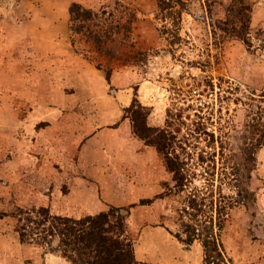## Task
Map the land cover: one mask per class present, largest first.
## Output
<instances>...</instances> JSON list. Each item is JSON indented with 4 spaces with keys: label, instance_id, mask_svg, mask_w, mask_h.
Listing matches in <instances>:
<instances>
[{
    "label": "rangeland",
    "instance_id": "1",
    "mask_svg": "<svg viewBox=\"0 0 264 264\" xmlns=\"http://www.w3.org/2000/svg\"><path fill=\"white\" fill-rule=\"evenodd\" d=\"M231 1L0 0V264H68L56 240L19 241L17 210L80 219L110 208L129 210L138 264H203L198 241L176 238L192 224L183 197H160L172 175L122 119L134 95L151 108L150 126L163 128L167 110L186 123L176 135L200 123L175 149L182 160L212 159L209 176L198 175L201 214L213 218L228 264H264V147L241 165L247 125L264 121V0H243L248 45L224 32ZM73 4L90 18L72 19ZM232 165L247 193L224 219Z\"/></svg>",
    "mask_w": 264,
    "mask_h": 264
},
{
    "label": "trees",
    "instance_id": "2",
    "mask_svg": "<svg viewBox=\"0 0 264 264\" xmlns=\"http://www.w3.org/2000/svg\"><path fill=\"white\" fill-rule=\"evenodd\" d=\"M249 12L250 7L243 0H232L226 6L223 24L224 32H234L236 38L245 45L249 44L247 39L250 22ZM70 15L74 20H88L90 18V13L76 4L71 6ZM235 23L238 25V30H234L232 27ZM229 25L231 26L230 31L228 30ZM259 98L260 103H264V92L260 93ZM151 111L150 107L141 105L134 95L129 107L123 109L122 119L128 120L131 135L137 141L141 142L144 147L151 148L158 153L166 169L172 175L173 186L164 185L167 191L160 197H167L169 194L174 197H183L185 209L182 212L190 211L188 218L192 224H182L183 237L178 235L176 236L177 240L186 247L193 244V241H198L202 246L203 264H228L220 250L219 242L215 238L216 234L213 232V218L209 216L206 218V215L201 214L206 208V194L202 195V198L198 196L199 187L197 183L201 182L198 175L203 169L204 173L209 176L211 168H206V164L209 165L212 159L206 158V155L200 153L194 159L191 157L182 160L183 157L176 154L175 149L183 150L182 147L188 146L187 138L199 135L200 123L195 124V127L189 130L188 134L179 136L174 133L173 129L179 122L185 126L186 123L181 120L182 115L177 113L176 118H173L171 112L167 110L164 127L160 128L148 124L147 120ZM247 128L249 134L247 137L244 136V141L249 139V147L246 148L243 145L242 149L244 163L242 162L241 165H244V168L247 167V162L254 161L252 156L264 147V121L261 122L260 120L255 124H248ZM210 136L213 137L212 134ZM227 144H221L220 147L225 151ZM212 145L213 142L209 147L213 149ZM204 164L205 168H203ZM240 171V165H232L226 178L228 182L231 181L235 192L232 200L224 203L222 207H220L222 201H216L220 209L224 210V219L229 211L239 204L236 197L242 193L246 196L247 191L242 187ZM251 171L252 169L249 170V174ZM191 173L193 174L192 178L190 177ZM249 174H247V180H249ZM203 180L206 184V178ZM248 193L253 196V192L248 191ZM149 204V200L140 201V206H148ZM5 215L1 213L0 217ZM16 215L20 222L18 237L21 243L42 247L51 245L53 240H56L59 244L58 254L68 264H138L133 243L127 234L128 209L110 208L106 212L86 215L80 219L54 215L49 212V209L17 210ZM215 220V226L220 230L223 225L222 220L219 218H215Z\"/></svg>",
    "mask_w": 264,
    "mask_h": 264
}]
</instances>
